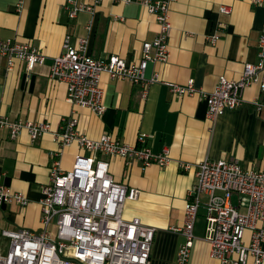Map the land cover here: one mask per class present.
Returning a JSON list of instances; mask_svg holds the SVG:
<instances>
[{
    "label": "crops",
    "instance_id": "crops-1",
    "mask_svg": "<svg viewBox=\"0 0 264 264\" xmlns=\"http://www.w3.org/2000/svg\"><path fill=\"white\" fill-rule=\"evenodd\" d=\"M63 2L0 0V38L27 42L45 55L43 63L28 69L24 60L14 59L9 65L0 54V113L10 120L45 121L57 130L61 118L74 109L77 129L89 138L108 131L129 145L137 144L139 134L146 133L151 135L146 145L152 151L168 148L165 166L102 157L108 160L115 180L140 190L136 200L125 202L121 215L125 219L138 217L155 228L149 264H177L176 252L184 236L174 228L183 222L184 198L194 181L197 162L225 159L237 161L243 168L264 169V114L257 113L252 103L264 102V90L256 84L247 86L240 105L211 119L204 98L197 93L175 94L166 81L184 84L192 78L197 88L209 92L221 75L238 78L244 62L257 60L264 8L247 0H174L169 10L168 59L166 63L149 61L145 66V76L157 72L159 80L151 83L144 95L128 79L112 80L102 73L106 108L96 114L86 107L72 109L65 83L49 77L51 58L59 54L64 36L69 34L71 43L77 36L85 37L93 57L116 54L134 64L141 58L142 42L155 36L157 23L136 0H99L92 12L80 11L75 18L68 17ZM221 5L230 6V12L221 13ZM220 22V35L211 43L207 36ZM78 153L86 151L75 143L61 147L48 132L31 140L24 129L11 139L8 130L0 128V185L24 192L28 199L25 205L0 203V231L40 230L39 201L42 187L49 183L51 163L58 160L61 168L70 169ZM180 164H188V168ZM203 211L201 207L194 225L188 264H220L210 256L203 236ZM7 246L8 240L0 235L2 253ZM245 264L253 263L249 258Z\"/></svg>",
    "mask_w": 264,
    "mask_h": 264
},
{
    "label": "built area",
    "instance_id": "built-area-1",
    "mask_svg": "<svg viewBox=\"0 0 264 264\" xmlns=\"http://www.w3.org/2000/svg\"><path fill=\"white\" fill-rule=\"evenodd\" d=\"M95 2L64 0L68 17L80 11L94 10ZM127 3L131 0H117ZM154 15L157 31L151 40L142 42L141 58L127 63L116 54L96 58L88 53L87 39L77 36L71 43L66 34L59 54L52 56L49 77L64 82L66 100L72 106L86 107L101 114L103 103L101 74L112 80L126 78L139 86L143 94L158 79L154 72L145 76L149 61L166 63L169 56L168 39L172 25L170 4L174 0H136ZM264 8V0H247ZM21 1L17 4V10ZM221 13H229L230 6L221 5ZM222 23L207 36L211 43L220 35ZM0 54L8 64L22 59L28 69L45 61V55L27 42L0 38ZM256 84L264 90V21L257 42V60L244 62L236 79L221 75L217 83L204 92L194 85L192 78L184 84L167 82L169 90L178 95L197 93L206 101V115L215 118L242 102L244 89ZM254 109L264 114V102L254 100ZM77 114L73 109L61 118L59 128L51 129L45 121L10 120L0 113V128H6L14 139L26 130L31 140L48 132L61 147L77 144L86 153H78L70 169L61 168L53 160L49 183L42 187L40 203L41 229L2 228L0 235L8 240L7 250H0V264H149L155 228L145 225L138 217L125 219L122 214L128 200H136L140 190L114 179L109 162L103 155L119 156L146 166L155 163L165 166L169 161L168 148L154 152L146 145L150 134L142 133L137 144L124 143L111 132L104 131L96 139L77 129ZM184 169L188 164H180ZM202 197L205 199L202 200ZM234 198L236 202H234ZM183 206V222L174 228L184 236L176 252L177 264H188L194 241V225L199 209H204V239L209 254L220 264H253L264 260V169L243 168L237 161L203 158L196 164L192 185L187 189ZM28 203L24 192L0 185V203ZM248 238L245 240V232Z\"/></svg>",
    "mask_w": 264,
    "mask_h": 264
}]
</instances>
